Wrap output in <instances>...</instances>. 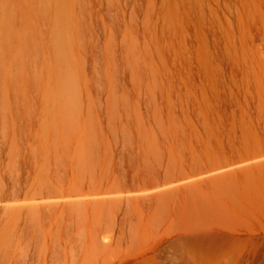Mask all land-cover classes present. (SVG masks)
<instances>
[{
	"label": "rangeland",
	"instance_id": "374dc122",
	"mask_svg": "<svg viewBox=\"0 0 264 264\" xmlns=\"http://www.w3.org/2000/svg\"><path fill=\"white\" fill-rule=\"evenodd\" d=\"M204 101L223 147L201 164L220 177L162 201L134 238L104 229L111 248L81 264H264V0H0V133L38 116L117 133ZM23 202L0 203V264L40 256Z\"/></svg>",
	"mask_w": 264,
	"mask_h": 264
},
{
	"label": "bare ground",
	"instance_id": "6f19581e",
	"mask_svg": "<svg viewBox=\"0 0 264 264\" xmlns=\"http://www.w3.org/2000/svg\"><path fill=\"white\" fill-rule=\"evenodd\" d=\"M186 103L182 116L170 105L165 114L130 117L117 133L90 129L80 118L72 126L73 118L43 116L19 118L14 123L22 126L0 133V203L24 201L13 213L22 217L30 245L43 241L36 246L40 256L32 257L37 264L93 262L111 248L106 232L121 238L130 225L134 238L162 201L220 177L201 164L209 149L223 147L210 120L214 104ZM240 133L229 131V143L246 144L244 129ZM104 209L107 224L99 218ZM189 232L198 236L200 229Z\"/></svg>",
	"mask_w": 264,
	"mask_h": 264
}]
</instances>
